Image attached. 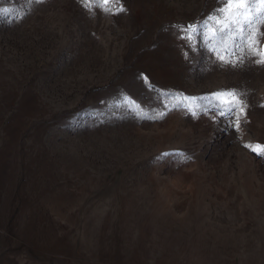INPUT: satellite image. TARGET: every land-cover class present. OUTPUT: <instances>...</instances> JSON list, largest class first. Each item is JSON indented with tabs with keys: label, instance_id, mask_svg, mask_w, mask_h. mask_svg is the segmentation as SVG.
<instances>
[{
	"label": "rangeland",
	"instance_id": "374dc122",
	"mask_svg": "<svg viewBox=\"0 0 264 264\" xmlns=\"http://www.w3.org/2000/svg\"><path fill=\"white\" fill-rule=\"evenodd\" d=\"M122 4L0 0V264H264V65L181 38L219 0Z\"/></svg>",
	"mask_w": 264,
	"mask_h": 264
},
{
	"label": "snow or ice",
	"instance_id": "6c2138e0",
	"mask_svg": "<svg viewBox=\"0 0 264 264\" xmlns=\"http://www.w3.org/2000/svg\"><path fill=\"white\" fill-rule=\"evenodd\" d=\"M81 3L89 11L94 6L103 8L106 12H112L113 9L116 12L126 11L122 0H81ZM116 5L120 6L116 7ZM0 11L7 12L6 9ZM262 28H264V0H219V6L202 22L184 26L180 31L184 33L181 38L185 39L193 49H195V41L199 39L224 63H232L235 66L236 63L243 62L244 53L250 51L253 56L258 57L255 63L264 65V47L260 45V37L264 36ZM236 52L241 55L236 56ZM207 99L211 107L205 111H218L220 116H234V125L240 129L241 118L246 116L248 107L243 94L236 90H221L210 94ZM197 107L201 106L197 105ZM193 114L195 115V112ZM245 147L258 156L264 155V145L245 144Z\"/></svg>",
	"mask_w": 264,
	"mask_h": 264
}]
</instances>
